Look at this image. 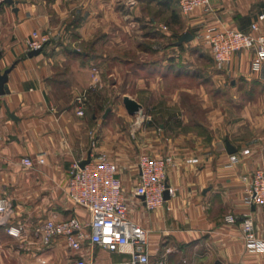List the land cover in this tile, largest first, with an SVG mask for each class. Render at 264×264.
<instances>
[{
    "label": "crops",
    "instance_id": "obj_1",
    "mask_svg": "<svg viewBox=\"0 0 264 264\" xmlns=\"http://www.w3.org/2000/svg\"><path fill=\"white\" fill-rule=\"evenodd\" d=\"M262 14L264 0H210L190 14L174 0L0 1V68L11 67L0 94V199L13 209L8 225L25 228L13 237L0 226V264L129 259L89 239L79 251L62 235L46 245L35 232L49 219L78 217L91 234L68 182L73 163L96 151L119 167L129 216L149 231L151 264H264V249L247 248L241 226L252 213L264 239V206L247 202L242 179L264 167V62L254 69V52L245 50L218 69L211 55L196 54L211 24L251 32L258 22L264 34ZM33 31L49 41L30 57ZM186 32L193 38L181 41ZM125 96L142 105L139 113H128ZM142 153L173 159L167 181L177 192L157 210L135 194Z\"/></svg>",
    "mask_w": 264,
    "mask_h": 264
},
{
    "label": "built area",
    "instance_id": "obj_2",
    "mask_svg": "<svg viewBox=\"0 0 264 264\" xmlns=\"http://www.w3.org/2000/svg\"><path fill=\"white\" fill-rule=\"evenodd\" d=\"M2 1V0H0ZM181 13L190 14L200 8H208L210 0H174ZM264 20V14L259 16ZM259 24H251V32H244L232 26L219 24L209 25L204 34V42L208 45L210 55L218 69H224L234 55L240 51H253L252 65L259 69L264 62V34L258 33ZM49 41L47 34L33 31L27 41V50L40 49ZM79 115L85 114L87 94L83 92L76 98ZM243 153H249L246 149ZM91 160L84 167L81 161H75L70 170L68 196L78 207L90 215L92 232H83V224L78 217L65 220L49 219L40 224L35 232L46 245L62 235L69 247L79 251L83 240L89 239L94 245H99L110 251H118L130 255L128 260L116 264H151L149 231L141 224L133 221L130 216L129 203L124 195L123 182L118 175L119 167L104 151L92 153ZM231 163L238 161L237 154L230 155ZM38 163H44V154L37 158ZM173 159L171 156L154 157L146 153L138 158L139 178L135 194L144 196L143 202L147 209L157 210L165 205V192L174 197L177 188L168 184L167 169ZM22 163L32 167L34 161L25 157ZM247 183V202L252 205L264 206V167L253 171L250 176H243ZM13 209L8 201L0 199V226H5L6 232L19 237L25 228L22 224L8 225ZM235 216L227 214L225 221L234 223ZM264 224V212L262 213ZM247 248L251 250L264 249V239L255 233L254 216L245 215L241 223ZM64 264H92L81 256L72 257ZM158 264H165L160 261Z\"/></svg>",
    "mask_w": 264,
    "mask_h": 264
},
{
    "label": "water",
    "instance_id": "obj_3",
    "mask_svg": "<svg viewBox=\"0 0 264 264\" xmlns=\"http://www.w3.org/2000/svg\"><path fill=\"white\" fill-rule=\"evenodd\" d=\"M4 1L6 3H9V4L14 3V0H4ZM192 38H193V34L190 32H186L181 36L180 40L181 41H187V40H191ZM41 51H42V48L32 50L28 53V56L32 57L34 55H38ZM0 58H1V56H0ZM10 71H11V67L4 70L3 72L0 68V94H5V93H8V91H9L8 86H7V81L9 78V72ZM124 104H125V107H126L128 113L130 115H136L142 109V105L137 100H135L129 96L124 97ZM107 113H108V111L106 112V115H107ZM90 160H91V156L89 155L87 159L81 161V163H80L81 167H84L86 164H88L90 162ZM141 197H142V199H144V196H141ZM169 198H170V196H169L168 192L166 191L165 192V199L167 200ZM215 264H221V263L219 261H217Z\"/></svg>",
    "mask_w": 264,
    "mask_h": 264
},
{
    "label": "rangeland",
    "instance_id": "obj_4",
    "mask_svg": "<svg viewBox=\"0 0 264 264\" xmlns=\"http://www.w3.org/2000/svg\"><path fill=\"white\" fill-rule=\"evenodd\" d=\"M195 34H198V33H195ZM199 36V35H198ZM201 38H200V43L201 44H198V46H197V48H196V54L197 55H203V56H205V57H210L209 55V48L206 46V43L204 42V40H203V37L202 36H200ZM200 45H202V46H200Z\"/></svg>",
    "mask_w": 264,
    "mask_h": 264
}]
</instances>
